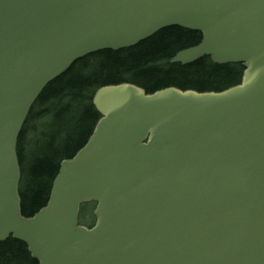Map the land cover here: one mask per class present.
<instances>
[{
    "label": "water",
    "instance_id": "obj_1",
    "mask_svg": "<svg viewBox=\"0 0 264 264\" xmlns=\"http://www.w3.org/2000/svg\"><path fill=\"white\" fill-rule=\"evenodd\" d=\"M199 32L171 64H241L220 92L99 88L100 115L44 207L21 214L16 144L77 60L158 31ZM95 203L94 224H78ZM38 264H264V0H0V242Z\"/></svg>",
    "mask_w": 264,
    "mask_h": 264
},
{
    "label": "trees",
    "instance_id": "obj_2",
    "mask_svg": "<svg viewBox=\"0 0 264 264\" xmlns=\"http://www.w3.org/2000/svg\"><path fill=\"white\" fill-rule=\"evenodd\" d=\"M200 41L199 32L165 28L131 48L103 50L79 59L45 86L16 144L21 214L30 217L45 206L60 163L72 158L89 139L100 117L92 104L99 88L127 83L150 94L167 87L220 92L238 85L241 64L217 65L207 56L187 65L169 63L176 53ZM92 211L93 204L82 205L79 223L92 225ZM0 264L38 262L23 242L9 237L0 242Z\"/></svg>",
    "mask_w": 264,
    "mask_h": 264
}]
</instances>
